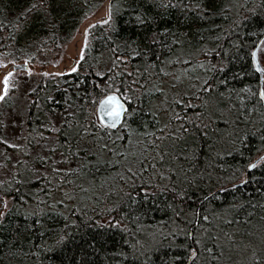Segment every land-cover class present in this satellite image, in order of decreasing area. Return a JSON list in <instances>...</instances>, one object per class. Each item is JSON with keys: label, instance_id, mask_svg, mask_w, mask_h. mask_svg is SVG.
I'll list each match as a JSON object with an SVG mask.
<instances>
[{"label": "trees", "instance_id": "1", "mask_svg": "<svg viewBox=\"0 0 264 264\" xmlns=\"http://www.w3.org/2000/svg\"><path fill=\"white\" fill-rule=\"evenodd\" d=\"M103 1L0 0V25H3L0 27V57L10 61L48 63L51 56L60 52L62 46L71 40L83 19L92 14ZM154 2L158 3L159 0H128V3L125 0H111L114 5L113 21L110 24L97 22L92 24L94 27H88V46L84 48L83 45L84 58L79 59L76 71L48 77L31 91L26 114L29 140L35 141L41 133H50L51 117L61 114L63 119L55 133L53 150L60 155L63 163L73 164L72 169H78L79 165L84 167L75 172H68L66 169L62 175L63 183H52L50 180L43 183L41 176L37 179L29 169L19 165L11 171L8 181L0 185V193L10 198L8 215L0 222V264H163L173 257L180 258L178 264H193L186 259V250L177 247V244L193 245V238L184 233H194V239L201 241V244L195 245L200 250L196 264H264V160H260L254 169L245 167L264 151H257L261 145L259 137L264 136V104H257L254 97L245 99L243 106L233 98L231 103L236 107L231 110L228 108V100H223L221 105L225 118H235L238 110L242 112L244 122L240 124V129L252 133L243 158L239 154L217 155L229 149L231 144L219 141L218 134L213 131L216 124L211 123L206 129L208 137L193 130L194 135L189 134L186 139L169 138L164 142L165 145L174 144L177 151L182 150L189 155L196 152L194 162H188L180 155L172 159L169 154L163 163L157 161V167L148 168L143 175L135 178L137 185L150 181L152 185L158 184L161 187H172L184 182L185 176L189 178L184 183L189 197L180 205L187 212V219L181 217L178 220L181 235L177 239L167 235L176 225L167 222L173 212L165 207L166 201L171 202V196L166 193L158 195L154 203H142L140 209L132 206L134 211L131 214L127 208L115 213L118 217L121 213L128 217L122 224L129 229L135 230L137 225L145 227V232L137 233L136 237L122 229L101 228L95 223L107 216V209L116 205L123 196L121 189H129L128 184L132 183L113 179L117 171H122L123 163L127 161L107 167L98 164L95 156L86 153L75 155L85 142L90 145L93 137L98 144L109 143L110 149L127 146L117 139L127 131L122 127L127 117L123 118L118 127L107 130H102V126L96 121L93 112L104 93L101 89L94 88L95 85L109 83L111 78L119 88L121 82L128 86L135 79L138 85H133L136 89L134 96H141L143 89L148 88L150 91L144 92L141 97V107L145 109L141 117L148 124L147 131H154L157 129L156 114L150 115L147 109L151 108L155 113L154 103L157 99L162 102L164 100L162 92H156L154 88L168 91L169 78L179 75V81L186 83L192 90L182 98L185 103L181 104L179 100L173 99L163 102V105L175 109V115L181 117L179 121L172 119V115L169 119L173 121L172 131H176L184 123L185 114L196 120V114L201 111L197 106L204 99L199 89L210 75L217 80H228L227 87L237 91L246 84L252 85V90L256 91V85L261 84V75L254 69L248 53L264 34V0H183V3L181 0H165V3L176 4L175 7L168 8L154 7ZM32 4L36 8L27 15H21ZM197 4L201 5L199 9L195 7ZM116 5L119 7H115ZM129 5L137 12L142 10L147 13L153 18V22L143 27L136 24ZM165 29L167 31H163ZM153 36L159 42L152 43ZM130 38L135 40V44H126ZM173 38L180 43H175ZM130 47L139 52L147 51L148 55L131 57ZM238 47L241 58L233 62L230 56L235 54ZM213 49L217 52L223 50L222 55L226 53L227 66L223 72L205 73L204 69L192 61V56L203 51L202 63L208 68L210 64H218L220 60L215 52L207 54ZM125 55L128 56L125 62L117 59ZM258 56L264 67V46ZM186 59L190 61L191 67L184 63ZM151 62L163 67L168 73L170 68L175 69V72L164 76L163 73L157 74L155 68H149L146 73L144 69ZM138 68L142 75H137ZM240 70L245 72L242 77L236 75ZM100 73L104 75L101 76ZM149 73L154 74L149 76ZM224 90V87H220L221 92ZM241 94L248 96V93ZM200 120L207 123V115L201 116ZM77 121L80 124L91 122L96 125L93 137L74 138L72 132ZM69 124L73 127H69ZM134 137L133 139L141 141L144 139L140 135ZM185 143L187 148L184 147ZM102 155L107 160L120 159L107 152ZM193 163L195 167L192 166ZM170 167H177L179 171L173 173ZM189 168H192L191 172L187 171ZM159 171H163L165 177L162 178ZM167 177H171V181ZM193 177L195 186L189 189L187 183ZM77 178L89 182V191L75 184L74 189L70 187L71 182ZM243 178L245 180L241 184L233 185ZM56 180L61 179L57 176ZM16 189L20 191L17 192ZM73 192L74 198L71 200L65 197V193ZM20 195H25L28 199L21 201ZM54 201L57 211L63 212L64 216L69 217V221L52 211H48L47 216L40 215L38 206L43 203L51 208ZM147 208L153 210L147 215L141 214ZM157 208L162 210H156ZM33 210L37 211L36 216H26V213ZM203 215H207L209 220H203ZM37 218L41 223H36ZM70 220H76L77 223L72 225ZM160 221L165 223L161 225L158 223ZM66 223L69 225L66 230L68 238L62 245L55 247L54 251L51 250L54 237L47 230L54 226L63 227ZM148 232H153L156 239L148 237ZM161 232L165 234L164 238H161ZM137 238L146 243L137 246L139 251L135 256L121 257L120 251H134L130 245ZM244 240H251L254 244H258L260 240L263 243L262 249L260 246L261 260L250 263L236 260L234 246L238 247L235 243ZM205 248H211L212 251H205Z\"/></svg>", "mask_w": 264, "mask_h": 264}, {"label": "snow or ice", "instance_id": "2", "mask_svg": "<svg viewBox=\"0 0 264 264\" xmlns=\"http://www.w3.org/2000/svg\"><path fill=\"white\" fill-rule=\"evenodd\" d=\"M125 3H128V0H125ZM181 3H183V0H181ZM175 3H165V0H159L158 3L154 2V7L159 8H168V7H175ZM187 7L188 5H184ZM115 7H119V5H116ZM197 9L201 7L200 4H197L195 6ZM36 8L35 4H32L29 6L28 9H25L24 13L21 15H27L30 11L34 10ZM113 3H109L108 6V12H107V18L100 21L102 24H110L113 21ZM129 10L131 13V16L134 18V22L141 27L145 26L148 23L153 22V18L149 17L147 13H144L142 10L140 12H137L135 8H133L131 5H129ZM3 25H0L2 27ZM89 27H94V25H90ZM163 31H167L166 29ZM255 35V34H254ZM175 43H180V41H175ZM212 39H218V37H212ZM159 42L156 38V36H153L152 43ZM235 43V42H234ZM126 44L131 45L135 44V40L131 39L129 41H126ZM88 46V40H87V30L85 35V44L84 48H87ZM163 46V45H162ZM264 46V35L261 36L258 43L255 45V47L250 49V52L248 53L250 59L253 62V65L255 66L256 70L259 72H264V68L260 67V61L257 59V53L261 50V47ZM242 47V46H241ZM84 48L80 50L79 57L80 60H83L84 58ZM131 57H140V56H147V51L139 52L135 48H129ZM212 52H215L217 56L220 57V60L218 64H210L208 68H205V65L203 63H199L198 66L201 69H204L205 73H212V72H223L226 68V62H225V55H222L223 50L220 52H217L215 49L208 51V55H211ZM240 48L238 47L235 51V54L230 56L231 61H236L240 59ZM118 60H120L122 63L125 62L128 59V56L125 55L124 57H118ZM158 59V58H157ZM170 62V61H169ZM180 61H177L179 63ZM185 64H188L189 67L190 61L185 60ZM149 68H155L156 73H163L164 76H169L170 73L166 72L163 67H159L158 64L155 62H151L148 64V67L144 69L146 73L149 72ZM18 69L14 66L12 70L7 71L3 76V89L0 90V100H3L8 91L10 86V78L13 76L14 72ZM70 71H76V68L73 67L70 69ZM137 75H142L140 73L139 68L136 69ZM154 73H149V76L153 75ZM99 75L103 76L104 73H100ZM129 76H131V73H128ZM238 76H244L245 72L243 70H240L236 73ZM235 78V77H233ZM176 80H179L180 77H175ZM197 80H199V77H196ZM261 80H264V76L260 77ZM133 85H138V81L135 79L131 80L130 85L126 86L123 82H121V85L119 88L116 87L115 80L110 78L109 83H103V84H97L94 86V88H99L104 93L103 98L100 100V111L106 113V115L99 120V124L102 126V130H107L109 128H114L116 126V121L121 120L123 117H127L126 120L123 121L122 127L125 128L127 131L124 135L117 137L120 141H122L124 144H126V147H122L120 149H117L116 147L109 148V143H103L98 144L95 137H93V130L96 127V125L89 122L88 124H80L78 121L76 122V126L73 128L72 135L76 139H85L87 137H93V142L89 145L87 142H85L82 149H79L75 152V155L79 156L82 153H86L91 156H95L97 159L98 164L105 165L107 167H111L114 163L115 164H121L124 161H127V163H123V169L122 171H117L115 174V177L113 179H118L122 182H129L132 183L128 184V191H123V188L121 191H123V196L121 197L120 201L113 205L111 208L107 209V216L102 217L101 219L97 220L95 223L97 226L101 228H119L122 229V231L127 232L130 236L136 237L137 233L145 232V227L137 225L135 230L129 229L126 225L122 224V221L127 219L128 217L123 215L122 213L119 215H115V213L121 212L122 209H129L130 214L131 211H134L132 209V206H135L136 209H140L142 207V203L144 202H153L160 194H167L171 196V202H165V207L168 209H171L173 212V216L168 218L167 222L173 223L176 225V227L167 233L168 236H171L174 240L177 239L181 232L179 230V223L178 220L183 217L184 219H187V212L183 207H180V205L184 204L185 198L189 197V192L185 189L184 183L188 181V177L185 176L184 182H181L179 184H174L172 187H168L167 185L161 187L160 185H152L149 181L148 183L141 182L140 184H135L134 180L137 176L143 175L148 168H154L157 167V161L163 163L166 159V155L171 156L172 159H175L177 155L183 156L184 159L188 162H194L196 159V152H193L192 155H189L185 152L177 151L175 148V145H165V141L169 138L171 139H186L189 134H193V130L195 132L201 133L204 137H208L209 133L206 131L208 129L209 124L215 123L216 127L213 129L214 132L218 134V139L221 142H228L231 144V147L229 149L224 150L222 153H217V155H228L233 156L234 154H239L242 158L244 157V149L248 144L249 136L252 135V133L245 132L240 129V124L244 122L243 113L239 112L235 116V118H225L224 117V109L222 108V101L228 100L229 105L228 108L231 110L232 108H235L236 105L232 104L231 101L233 98L238 100L241 104V106L244 105L245 99H252L253 97L256 98L257 104H264V84L258 83L256 85V91L252 90V85H245L242 89L237 91L234 88H228V80L226 79H219L213 75H210L207 79H205L202 83L201 88L199 89V93L203 95L204 99L201 100L199 107L201 109L200 112L196 114V120H192L190 117H188L186 114L183 117L184 123L180 124L179 127L176 129V131H169L165 132V129L169 128L172 121L169 120L168 124L160 125L157 129L154 131H147L148 124L147 122L141 117V113L145 111L141 105L143 104V100L141 97L143 96L144 92H149L150 90L148 88H144L141 92V96H134L133 93L135 92V87ZM175 86V85H173ZM220 87H224V91H220ZM156 92H163V89L160 88H154ZM241 93H248V96L245 97ZM187 95V94H185ZM198 99L200 96L198 95ZM179 99V98H178ZM179 102L181 104H184L185 101L183 99H180ZM163 103V102H162ZM254 110V109H253ZM147 112L150 115H155L156 113L153 112L151 108L147 109ZM67 115V113H65ZM203 115H207L208 122L205 123L202 120H200V117ZM172 119L179 121L181 117L179 115H173ZM199 121V123H197ZM157 124H159V121H157ZM185 124L188 125L185 127ZM223 125V127H221ZM69 127H73L71 124H69ZM143 129V131H142ZM140 135L144 139L141 141L140 139H133L134 136ZM261 141V145L257 148V151H260L261 149H264V136L259 137ZM0 141H3L5 144L10 145V141L4 140L3 137H0ZM111 143L115 144L114 141H110ZM13 147H19L18 145H11ZM184 147L187 148V143L184 144ZM109 153L112 156H118L120 157L119 160H107L102 155L103 153ZM155 153V154H153ZM43 159V158H41ZM66 159V157H65ZM260 160H264V155L258 157L256 163H247L245 167L247 169H254L257 167V163ZM150 162V163H149ZM193 167H195V164H192ZM84 165H79L78 169H72L69 168L68 172H75L79 169H82ZM98 170V169H97ZM171 172L176 173L179 171L177 167H170ZM57 173H59V169H55ZM187 171L191 172L192 168L187 169ZM158 174L163 178L165 177V173L163 171H159ZM46 175V174H45ZM37 179H40V177H37ZM61 180H64L63 176H60ZM169 181H171V177H167ZM3 182L0 181V184ZM195 186V178H192V181L190 183H187V188L191 189ZM17 192H19V189H16ZM81 191H86L85 189H81ZM65 197L69 200L74 198V192L73 193H65ZM19 199L21 201H26L28 197L25 195H20ZM36 199L39 201V197L37 196ZM178 202V203H177ZM55 201L53 202V205L51 208H47L43 203H41L38 206V211L41 216H47L48 211L56 212L58 216H63L64 220L69 221V217L64 216L63 212H58L55 208ZM61 204H63V201H60ZM8 197L7 195L0 194V222L3 221V218H5L8 215ZM69 211H72V209H68ZM152 208H147L143 211V215H147L148 212L152 211ZM156 210H162L157 208ZM36 216L37 211L33 210L30 213H26L27 215ZM203 220L207 221L209 220V217L207 215H203ZM191 222V221H189ZM36 223H41V220L37 218ZM70 223L72 225H75L77 223L76 220H70ZM161 225L165 223L164 221L158 222ZM69 225L66 223L63 225V227L54 226L47 231L51 232L54 237V245L51 250H55V247H58L62 245L65 240L68 238L66 230L68 229ZM44 233H41L43 235ZM161 238H164V233L161 232ZM187 237L193 238V245L189 246L187 244H177V247L185 249L186 250V259L191 260L193 264H196L198 258L200 257V250L195 245L201 244V241L198 239H194V233H184ZM147 236L150 237L152 240H155V234L153 232H148ZM95 241H93V244ZM125 243H128V241H125ZM146 243L145 240H141L139 238L135 239L130 247L134 250L133 252H126V251H120L119 255L123 258H127L128 256H135L136 252L139 251L138 245L143 246ZM205 251L211 252V248H205ZM143 255V253H141ZM255 260L259 261L261 260L260 256H255ZM180 261L179 257H173L168 261H164L163 264H178Z\"/></svg>", "mask_w": 264, "mask_h": 264}, {"label": "rangeland", "instance_id": "3", "mask_svg": "<svg viewBox=\"0 0 264 264\" xmlns=\"http://www.w3.org/2000/svg\"><path fill=\"white\" fill-rule=\"evenodd\" d=\"M109 1L110 0H104L92 14L83 19L71 40L62 46L60 52L53 54L48 63H29L27 70H17L10 78L9 91L6 97L0 100V137L10 141V145L0 141V181L3 182L2 184L8 181L11 171L14 170L17 165L21 168L29 169L34 177L41 176L43 183L48 180L52 183H63V180H56V177L62 176L66 169L73 167L71 163H63L60 155L53 150L55 133L58 124H60L63 119L61 114H55V116L51 117L49 121L50 133H41L37 140H29L27 135L26 114L28 104L31 100L30 93L39 82H44L48 77H55L63 73H68L73 67L77 68V63L80 59L79 53L84 45L86 30L90 25L107 18ZM202 52L200 50V52H196L194 56H192V61H195L197 65L203 61ZM11 64L12 61L5 57H0V90L3 89L2 81L4 74L12 70L9 69ZM173 72H175V69L170 68L169 73L172 75ZM191 91L192 90L188 88L186 83L183 84L181 80L179 81L171 77L168 80V91L163 90L162 92L164 98L163 102L167 99L180 100L185 94ZM154 104L156 113L155 126L158 128L160 125L168 124L171 115L173 116L175 114V109L163 105L161 99H157ZM93 115L94 117L96 116L95 109ZM157 121H159V124H157ZM172 124L173 121L169 128L165 129V132L172 131ZM124 129L125 128H123V130ZM11 145H18L19 147H13ZM55 169H59L62 173L60 171L57 173ZM108 177H111L110 174ZM74 184L86 188L87 191L90 189L89 182L81 178H77L71 182L70 187L73 189ZM128 190L129 189H126V187L123 189V191ZM7 197L8 204L10 205V198L9 196ZM256 237L258 238L259 236L256 234ZM249 242L248 240H244L241 243H235L238 248L234 246L236 250L234 256L238 262L250 263L255 261V256L261 255L263 243L261 244L260 240L258 244H254L251 240H249ZM227 253L230 252L228 251Z\"/></svg>", "mask_w": 264, "mask_h": 264}, {"label": "water", "instance_id": "4", "mask_svg": "<svg viewBox=\"0 0 264 264\" xmlns=\"http://www.w3.org/2000/svg\"><path fill=\"white\" fill-rule=\"evenodd\" d=\"M263 35H264V34H263ZM260 38H261V37H260ZM260 38H259V39H260ZM259 39H258L257 42L255 43V45L258 43ZM255 45H254V47H255ZM257 59L260 61L259 56H258V53H257ZM252 63H253V62H252ZM14 66H15L18 70H27V69H28V63L25 62V61L12 62V64H11L10 67H9V69H13ZM253 66H254V65H253ZM260 67H261V68H264L263 65H262V63H261V61H260ZM254 69L256 70L255 66H254ZM256 71H257V70H256ZM257 72L260 73L261 76H264V72H259V71H257ZM263 82H264V80H261V84H263ZM102 98H103V97H101V98L99 99V101L97 102L96 107H95V115H96V119H97L98 123H99L100 118H102V117H104V116L106 115V113L100 111V100H101ZM123 118H124V117H123ZM123 118H122L121 120H117V121H116V126H115L114 128H116L117 126L120 125V123L122 122ZM262 155H264V152L261 153V154H260L259 156H257L256 158H254L253 161H252L251 163H256L258 157H260V156H262ZM244 180H245V179H242L241 181L236 182V183H234L233 185H234V186L239 185V184H241Z\"/></svg>", "mask_w": 264, "mask_h": 264}]
</instances>
